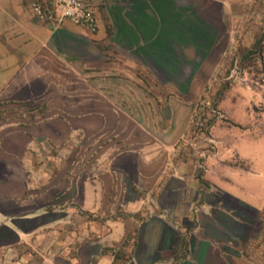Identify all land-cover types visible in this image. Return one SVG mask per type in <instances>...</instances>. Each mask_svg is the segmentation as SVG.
Returning a JSON list of instances; mask_svg holds the SVG:
<instances>
[{
  "label": "crops",
  "instance_id": "crops-1",
  "mask_svg": "<svg viewBox=\"0 0 264 264\" xmlns=\"http://www.w3.org/2000/svg\"><path fill=\"white\" fill-rule=\"evenodd\" d=\"M232 1L87 0L90 33L0 0V264H264V189L247 188L261 174L231 155L245 123L216 98ZM208 104L228 122L186 153ZM98 132L99 167L67 181L72 146Z\"/></svg>",
  "mask_w": 264,
  "mask_h": 264
},
{
  "label": "rangeland",
  "instance_id": "rangeland-1",
  "mask_svg": "<svg viewBox=\"0 0 264 264\" xmlns=\"http://www.w3.org/2000/svg\"><path fill=\"white\" fill-rule=\"evenodd\" d=\"M232 2L231 19L234 25L232 43L231 46L226 47V71L219 84V94L216 98L222 100L229 95L230 100L236 102L233 118L245 123L241 126L231 122L232 125L229 127H233L228 128L229 133L227 132L226 136L235 137L232 138L234 142L231 141L230 149L233 151L231 155H235L234 149L241 148L246 155H251L247 161H244L245 166L254 168V171L261 174L258 184H247L252 187L247 186V188L254 192L259 187L264 189V0H233ZM207 121L210 125L228 122L224 117L217 119L212 116L207 118ZM210 128L208 133L205 132L203 135L201 131L202 135H197L196 127H191L190 139L185 146L186 153L197 152L203 155L202 153L210 149V146L217 144L218 141L210 133ZM238 133L246 138L239 139ZM134 135L136 139L141 138L138 131H135ZM202 137L203 140H200ZM208 138L214 140V143L209 144ZM107 143L103 142V139L99 140V132L83 143H75L71 154L67 155L65 160L66 180H76L82 174H88L93 168L99 167L96 166L97 159L102 155ZM40 149L47 150L50 155H57L63 147L45 144ZM261 193L264 194V190ZM246 194L248 197L252 195L250 192ZM34 253L32 248L25 251L24 260L30 261ZM118 260L121 264L124 258L120 255Z\"/></svg>",
  "mask_w": 264,
  "mask_h": 264
},
{
  "label": "built area",
  "instance_id": "built-area-1",
  "mask_svg": "<svg viewBox=\"0 0 264 264\" xmlns=\"http://www.w3.org/2000/svg\"><path fill=\"white\" fill-rule=\"evenodd\" d=\"M31 10L34 16L42 22L69 21L74 25L87 28L90 33H96L98 29L95 10L87 0H32ZM208 105V109L199 111V114L193 117L192 125L196 127L197 135H202V132L203 135L205 132L208 133L211 125L207 118L210 116L217 119L224 117L218 109ZM200 140H203V137ZM207 141L209 144L214 143V140L210 138Z\"/></svg>",
  "mask_w": 264,
  "mask_h": 264
},
{
  "label": "trees",
  "instance_id": "trees-1",
  "mask_svg": "<svg viewBox=\"0 0 264 264\" xmlns=\"http://www.w3.org/2000/svg\"><path fill=\"white\" fill-rule=\"evenodd\" d=\"M173 240H176V244L179 246V247H186V240L181 237V236H177V238L173 239ZM115 258H119V256L117 255Z\"/></svg>",
  "mask_w": 264,
  "mask_h": 264
}]
</instances>
